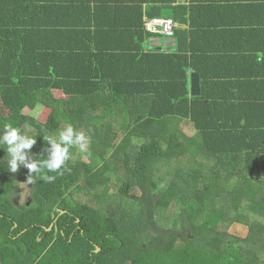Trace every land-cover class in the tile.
Segmentation results:
<instances>
[{"label":"trees","instance_id":"16d2710c","mask_svg":"<svg viewBox=\"0 0 264 264\" xmlns=\"http://www.w3.org/2000/svg\"><path fill=\"white\" fill-rule=\"evenodd\" d=\"M70 1L0 0V134L23 127L37 156L68 123L91 137L22 207L28 170L10 174L0 145V264H264V0L222 8L219 32L192 0H143L172 7L168 41L145 30L162 9ZM38 107L45 122L24 113Z\"/></svg>","mask_w":264,"mask_h":264},{"label":"clouds","instance_id":"9594fccd","mask_svg":"<svg viewBox=\"0 0 264 264\" xmlns=\"http://www.w3.org/2000/svg\"><path fill=\"white\" fill-rule=\"evenodd\" d=\"M43 139L46 146L37 156L32 152L37 138L29 135L23 127L5 124L0 134V145L6 146L7 171L14 174L21 167L26 168L29 173L26 185L34 184L36 178L45 172L62 176L65 171H70L67 165L73 156L72 149L90 154V135L71 123L58 130L56 135H43ZM56 178V175L43 176L48 183L54 182Z\"/></svg>","mask_w":264,"mask_h":264},{"label":"crops","instance_id":"0c3cea01","mask_svg":"<svg viewBox=\"0 0 264 264\" xmlns=\"http://www.w3.org/2000/svg\"><path fill=\"white\" fill-rule=\"evenodd\" d=\"M90 1H91V4L85 5V7L88 8L86 14H88L89 12L91 14L94 13L95 12L94 10H96V8L102 7L101 4L105 5L106 0H90ZM135 1L136 0H126V1H124V0H109V5H111L112 3H113V5L119 4V5H122L123 8L130 7L133 5H136V6L142 5V7L144 9L145 17L150 15L151 11H153L155 9H162L161 13H160L161 18L172 19L174 17L173 9H172V7H170V4L165 5V3H156V2L148 3V2H143V0H141L142 2L137 1V4H136ZM79 2H80V0H71L68 3L73 4L72 8H77L78 6H75V5L79 4ZM85 2H86V0H85ZM177 2H178V0H177ZM192 2L193 3H192L191 8L196 9L197 12L202 10L204 13L208 14V16H206L204 19L200 18L199 26L202 28V30H207V31L212 30L211 32H219L220 30H225L226 28H230L229 26L224 24V21H226V19H225L226 15H224V17H222L221 15L218 16V13H219V11L222 10V8L229 9V8L233 7L235 10H239L240 8L244 7L246 9H248L250 7L255 6L257 1L256 0H229V1H227V0H192ZM114 6L116 8H118L116 5H114ZM104 8H106V6H104ZM72 10H74V9H72ZM259 16L260 15H258V13H251V14H248L246 17H248L250 20L255 22V25H256V21H257V19H259ZM98 21H99V19H98ZM93 23H95V21H93ZM131 23H133V21H131L130 24ZM188 27L190 29L193 27V21L192 20L189 21ZM183 29H184V27H183ZM230 36H231V33L228 34V36H227L228 43L230 40ZM217 38L218 37L213 38V39L210 38V41L213 40L215 42ZM232 43L235 44V41L234 42L232 41ZM244 43L245 42H243V41H237L236 40L237 46H241ZM217 54L221 58L223 55L228 56V59L231 62V64L227 63L228 65H234L235 64L234 61L237 58H241L236 53H233V54H222V53L219 54V53H217ZM263 58H264V56L261 55V59H263ZM258 67L262 68L264 70V67H260L259 65H258ZM235 69H236L235 66H229V71H234ZM191 80H192V78H191ZM191 85H192V83H191ZM262 88L263 89H261V90L264 91V86ZM257 89H259V88H257ZM257 89H254V90H257ZM55 93L61 94L60 92H55ZM61 97H63V94H61ZM63 98H65V97H63Z\"/></svg>","mask_w":264,"mask_h":264},{"label":"rangeland","instance_id":"374dc122","mask_svg":"<svg viewBox=\"0 0 264 264\" xmlns=\"http://www.w3.org/2000/svg\"><path fill=\"white\" fill-rule=\"evenodd\" d=\"M56 96L58 98H63L61 97V94L56 93ZM24 113L27 115L34 116L35 118L43 122H45L49 117V111L45 109L44 107H38L35 111L25 110ZM19 191H20V195L16 198L15 203L21 207L25 204H29L30 196H31V185H26V183H22ZM112 191H115V190H112ZM92 199H94V197ZM82 200L85 202H88L85 197H83ZM231 232L233 235H236L239 237H247L249 233L246 227L239 225V224L234 225L231 229Z\"/></svg>","mask_w":264,"mask_h":264},{"label":"built area","instance_id":"2783aa9c","mask_svg":"<svg viewBox=\"0 0 264 264\" xmlns=\"http://www.w3.org/2000/svg\"><path fill=\"white\" fill-rule=\"evenodd\" d=\"M190 0H178L180 5H188ZM174 20L164 18H146L145 30L147 33L165 38L166 41L174 40L176 36V30L179 28Z\"/></svg>","mask_w":264,"mask_h":264},{"label":"water","instance_id":"95a60500","mask_svg":"<svg viewBox=\"0 0 264 264\" xmlns=\"http://www.w3.org/2000/svg\"><path fill=\"white\" fill-rule=\"evenodd\" d=\"M192 96L193 97L202 96V77L198 73H193L192 75ZM39 241H41V238H39ZM99 250L100 248L98 249V251Z\"/></svg>","mask_w":264,"mask_h":264}]
</instances>
